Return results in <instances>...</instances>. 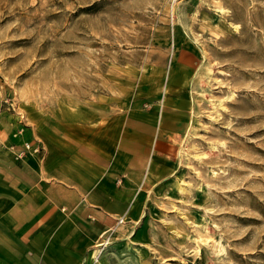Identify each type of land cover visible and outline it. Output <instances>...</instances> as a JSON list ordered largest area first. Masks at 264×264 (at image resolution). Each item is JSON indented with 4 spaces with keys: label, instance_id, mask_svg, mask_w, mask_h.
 Listing matches in <instances>:
<instances>
[{
    "label": "rangeland",
    "instance_id": "rangeland-1",
    "mask_svg": "<svg viewBox=\"0 0 264 264\" xmlns=\"http://www.w3.org/2000/svg\"><path fill=\"white\" fill-rule=\"evenodd\" d=\"M99 110L154 122L104 264H264V0H0V179Z\"/></svg>",
    "mask_w": 264,
    "mask_h": 264
},
{
    "label": "crops",
    "instance_id": "crops-1",
    "mask_svg": "<svg viewBox=\"0 0 264 264\" xmlns=\"http://www.w3.org/2000/svg\"><path fill=\"white\" fill-rule=\"evenodd\" d=\"M94 117L77 128L66 119L25 132L29 140L40 134L47 153L0 179V264H104L107 248L103 260L92 255L100 238L114 247L132 232L154 122L144 138L137 117Z\"/></svg>",
    "mask_w": 264,
    "mask_h": 264
},
{
    "label": "bare ground",
    "instance_id": "bare-ground-1",
    "mask_svg": "<svg viewBox=\"0 0 264 264\" xmlns=\"http://www.w3.org/2000/svg\"><path fill=\"white\" fill-rule=\"evenodd\" d=\"M108 243L109 242H106L105 243V247H102V248H98L97 250H94L93 251V258H94V263L97 261H99V260H97L98 258H100V256H102V254H103V251L106 249V247H107V245H108ZM96 264V263H95Z\"/></svg>",
    "mask_w": 264,
    "mask_h": 264
},
{
    "label": "built area",
    "instance_id": "built-area-1",
    "mask_svg": "<svg viewBox=\"0 0 264 264\" xmlns=\"http://www.w3.org/2000/svg\"><path fill=\"white\" fill-rule=\"evenodd\" d=\"M27 146H29V147H30V146H31V144L29 143V144H27ZM35 149H37V150H38V149H39V147H36Z\"/></svg>",
    "mask_w": 264,
    "mask_h": 264
}]
</instances>
